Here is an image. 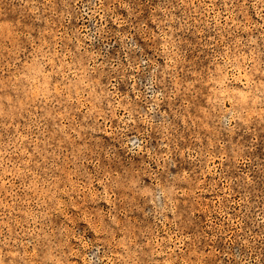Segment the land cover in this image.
<instances>
[{
  "label": "rangeland",
  "instance_id": "obj_1",
  "mask_svg": "<svg viewBox=\"0 0 264 264\" xmlns=\"http://www.w3.org/2000/svg\"><path fill=\"white\" fill-rule=\"evenodd\" d=\"M22 11L0 18V260L254 259L264 233V0H76L70 20H30L39 27L12 44L3 36ZM26 76L44 85L29 90L31 104ZM78 136L98 165L91 154L69 162ZM125 137L116 159L127 164L112 167L105 155Z\"/></svg>",
  "mask_w": 264,
  "mask_h": 264
},
{
  "label": "clouds",
  "instance_id": "obj_2",
  "mask_svg": "<svg viewBox=\"0 0 264 264\" xmlns=\"http://www.w3.org/2000/svg\"><path fill=\"white\" fill-rule=\"evenodd\" d=\"M117 0H109V3H116ZM76 3V0H0V18H5L9 13H16L17 8L23 9L19 15H14L12 28L15 29L14 33H9V35L3 36L4 40H8L10 43L15 44V39L13 38L17 33L20 36L26 35L27 31L35 32L36 28L39 27V25L29 26L28 21L30 20H41L45 17L47 18V22L51 23L52 20L57 21H66L71 19V13L73 11V5ZM28 13H32L31 16L28 15ZM68 28L71 29V25H68ZM43 36V32L41 31V37ZM69 46L71 45V41L69 42ZM3 51L2 45H0V52ZM37 58L40 62V64L43 66L44 64L48 63V59L46 56H40L37 52ZM89 71L92 73V75H99L97 76L98 79L103 76V69L101 68H90ZM41 75L44 77V82L48 83L50 79L53 78L52 73H47L42 70ZM25 84L23 88L24 92V98H26L29 101V104L32 102V95L29 91L30 89L34 88H40L43 89L44 85L40 82V77H37L36 80H32L30 76L25 77ZM97 81H93V83H96ZM0 84H3L2 81H0ZM8 85H4V87H7ZM51 85L49 84V88ZM16 88L19 89L20 86L16 85ZM3 91V88L0 87V92ZM106 92H101L99 97H93V102L95 103L96 99H103L104 96H106ZM157 95H159L157 93ZM55 102L60 103L62 106H67L69 108H74L72 105H67V102L64 100L62 96H55L54 97ZM11 102V101H10ZM222 107V106H221ZM75 111H79L78 109H75ZM110 111V110H109ZM151 111V109H149ZM215 111V109H213ZM150 129H146L148 131ZM94 131V129H93ZM119 135L123 137V133L127 131V128L124 129H118ZM76 141L80 142V148L79 152H76L74 149V155L69 158V162L73 161H79L84 160L86 157L83 154H91V159H87V163L91 164L93 163V160L96 161L97 165L99 164V160L97 159V154L95 151L91 148H89L88 143L86 140H84L81 137H76ZM126 140L125 137L123 140H117L113 143L112 148L106 153L105 159L108 161V163L112 167L119 168L121 165L127 164V158L125 156H120L119 159H116V156L119 155V149L116 147V144L119 143L121 147H126ZM145 144H147V140L144 141ZM176 155H181L180 149L177 148L175 150ZM115 153V155H114ZM143 155V154H142ZM171 153H169L166 156L161 157L160 159H164L165 161H169V156ZM152 157H147V164H152ZM159 163V160H157V164ZM170 163V161H169ZM147 165H145L146 167ZM187 175V173L184 174V176H177L173 177L172 179L174 181L182 180ZM158 189L160 185L156 186ZM170 195V193H169ZM261 240V250L258 254L255 255L254 259H249L247 261H244V264H264V233L261 234L259 237ZM253 244L256 243L255 240L252 241ZM250 247V246H249ZM253 255L252 251H249V256L251 257ZM0 264H5V261L0 260ZM37 264H42V262L37 261ZM228 264H232V261H228Z\"/></svg>",
  "mask_w": 264,
  "mask_h": 264
}]
</instances>
